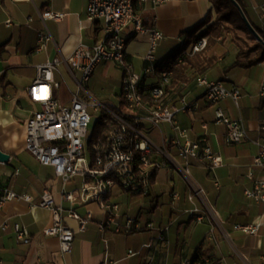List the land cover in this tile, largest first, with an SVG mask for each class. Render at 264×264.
Returning a JSON list of instances; mask_svg holds the SVG:
<instances>
[{
  "label": "crops",
  "instance_id": "0c3cea01",
  "mask_svg": "<svg viewBox=\"0 0 264 264\" xmlns=\"http://www.w3.org/2000/svg\"><path fill=\"white\" fill-rule=\"evenodd\" d=\"M236 1L264 41V0ZM86 6L87 0H0V149L10 156L7 162H0V185L19 195L26 194L34 202L40 200L45 189L50 190L56 203L61 202L66 210L62 222L74 233L70 252L62 253L58 238L42 233L53 224L52 213L41 207L30 209L20 198L10 201L0 210V222L24 226L31 241L19 243L11 228L0 229V264H181L184 259H199L207 264H264V201H254L245 195V190L264 181V169L252 163L258 152L256 141L264 136V99L259 96L264 60L239 65L246 61L244 57L238 58L239 50L245 48V41L252 44L253 40L227 23L211 29L204 36L205 48L197 52L199 60L210 62L209 67L203 71L188 67L179 72L168 92L172 103L179 104L184 99L194 104L193 112L178 113L176 120L188 129L190 139L205 135L211 150L219 155L221 165L210 170L207 162L194 159L186 165L175 156V148L169 146L178 167L159 169L147 195L119 189L112 193L113 202L126 194L146 200L143 203L151 216L146 218L136 213L134 218L140 225L137 231H100L97 222L104 215L95 203L72 206L82 217L87 212L92 215L84 231L79 230L77 220L68 216L71 205L60 199V178L24 146L25 123L39 110V105L30 100L27 88L36 79L38 66L67 57L78 44L95 45L104 38L102 22L89 20ZM134 8L146 28H155L163 34L154 53L157 61L179 50L188 31L206 19L207 26L215 23L218 15L210 0H165L155 5L150 1H135ZM49 11L60 13L61 18L43 20L42 13ZM44 35L51 39L40 46L38 39ZM123 36L126 58L134 71L139 72L149 49L148 36L136 34L130 24ZM256 53L252 52L250 58ZM95 69L103 80L118 79L119 90L107 99L106 94L90 85L89 79L86 87L84 84L88 95L82 97L120 104L122 72L117 64L102 62ZM202 78L238 86L241 93L238 105L229 98L217 105L209 104L204 88L197 85ZM54 80L59 84L53 88L54 98L62 104L69 103L77 84L65 64L57 67ZM147 83H152V79ZM217 107L244 126L246 139L231 145L225 143L226 126L214 122ZM160 126L162 132L148 124L142 126L158 147L163 139L166 142L173 136L168 123ZM80 183L79 177H74L66 187L70 189ZM191 183L202 189L201 198L195 196ZM172 193L178 197L173 199ZM127 211L119 207L121 216L128 215ZM148 223L153 227H147ZM245 225L251 227L247 232L236 228ZM160 233L164 241L158 240Z\"/></svg>",
  "mask_w": 264,
  "mask_h": 264
},
{
  "label": "built area",
  "instance_id": "2783aa9c",
  "mask_svg": "<svg viewBox=\"0 0 264 264\" xmlns=\"http://www.w3.org/2000/svg\"><path fill=\"white\" fill-rule=\"evenodd\" d=\"M135 1H150L155 5L165 0H87V18L102 22L104 38L95 45L78 44L67 57L55 58L38 66L37 77L27 88L30 100L39 105V110L34 111L25 123L24 146L40 164L51 167L55 176L60 178V199L70 203L68 216L78 221L80 231L85 230L92 215L87 212L82 217L72 206L88 203H95L104 215L97 222L100 231L131 233L140 230L137 218L120 215L119 205L111 200L112 193L119 189L131 194L147 195L156 171L167 166L178 167L169 146L175 148V156L186 165L192 159L201 163L207 162L210 170L221 165L219 155L211 150L205 135L190 139L188 129L178 124L177 114L193 112L195 106L184 99L179 104L171 102L167 87L171 83L174 61L155 59L154 53L163 34L155 28H146L143 25L140 14L135 11ZM41 17L43 20H58L61 14L49 11L42 13ZM129 24L133 26L136 34L146 35L149 39V49L139 72L134 71L132 63L126 58L123 31ZM50 39L49 35H44L39 37L38 42L41 46ZM206 44V38H200L187 50L179 53L175 61L182 62L184 55H194L203 50ZM102 62H113L120 67L124 107L120 104L101 103L92 97L91 101H87L82 97V94L88 95L84 84ZM60 64H65L77 84V90L67 104L60 103L53 96V88L59 86L54 80V72ZM151 79L152 83L148 84L147 81ZM197 85L204 88V97L211 105H217L219 101L228 98L238 105L241 93L235 84L227 86L221 81L202 78ZM147 96L148 100L145 99ZM259 96L264 99V72ZM89 107L95 111L101 110L103 121L109 126L104 140L100 137L92 143L87 140L92 120ZM214 122L226 126L225 143L228 145L247 138L244 126L239 121L230 119L219 107L215 109ZM162 123L171 126L173 136L166 142L163 139L162 146L158 147L144 133L142 126L148 124L161 131ZM256 145L258 152L252 163L264 169V136L256 141ZM184 173L188 174L187 169H184ZM74 177H79L80 185L67 189V183ZM190 185L195 196L201 198L202 189L193 183ZM245 195L254 201H264V181H259L245 190ZM171 197L177 198L178 194L172 193ZM19 198L30 209L41 207L52 213L53 224L43 229L42 233L57 237L61 252L69 253L74 233L62 222V213L66 211L63 204L56 203L48 189L42 192L39 201L34 202L30 196L19 195L0 185V210L6 203ZM194 211L197 212L198 209L194 208ZM147 227L152 228V223H148ZM10 228L19 243L28 244L31 241L24 226L18 223L10 225L7 221L0 222L1 230L7 231ZM236 228L247 232L251 227L245 225ZM158 240L164 241L161 233ZM128 254L131 255L132 252L129 251ZM181 264L207 262L184 259Z\"/></svg>",
  "mask_w": 264,
  "mask_h": 264
},
{
  "label": "trees",
  "instance_id": "16d2710c",
  "mask_svg": "<svg viewBox=\"0 0 264 264\" xmlns=\"http://www.w3.org/2000/svg\"><path fill=\"white\" fill-rule=\"evenodd\" d=\"M210 1L214 9L218 13L215 23L207 26V24L209 23V20L206 19L202 23L197 25L195 28L188 31L186 33V37L183 41V44L181 45L179 50L172 53L168 58L165 59L167 61H174L175 67H174L172 79L173 77L175 78L179 72H183L188 67L196 68L200 71L201 70L203 71L209 67L210 62L209 61L203 62L202 60H199L198 53L192 56L184 55L182 62L180 63H177L175 59L177 58L179 53L187 50L188 47L194 44L197 40H199L200 38L204 36H208L209 31H211V29L213 30V28L217 26V24L219 23H222V24L227 23L234 30H242L245 32V34L247 35L249 39L253 40V43L251 46L245 45V48H241L239 50L238 58L244 57L246 60L244 63H238L239 65H242V66L252 65V64H255L257 62L264 60V47L261 45L260 42L254 41L255 38L253 34H251L250 31L247 29L245 22L243 21L235 5L230 0H210ZM204 26L206 27L204 28ZM255 51H257L256 56L253 58H250V54ZM172 79H171V83L173 82ZM171 83L167 87L168 92L171 87ZM145 99L148 100L149 99L148 96ZM120 105L121 107H124L125 102L121 100ZM103 119L104 118L102 116L101 119H99L94 125L93 132L89 138L90 143L95 141L97 137H100L103 140L105 139L107 132L109 130V126L103 121ZM156 172L153 174L152 182H153Z\"/></svg>",
  "mask_w": 264,
  "mask_h": 264
},
{
  "label": "rangeland",
  "instance_id": "374dc122",
  "mask_svg": "<svg viewBox=\"0 0 264 264\" xmlns=\"http://www.w3.org/2000/svg\"><path fill=\"white\" fill-rule=\"evenodd\" d=\"M245 45L251 46L252 44L245 41ZM119 69H120V67H119ZM103 78L104 77L101 76L99 74V72H97V70L95 69L94 73L92 74V76L90 78L91 79L90 85L95 86L94 89L96 91L103 92V94L107 95L106 96V97H108L107 99H110L111 96L113 95V93L118 92L119 82H118V79H116L115 77H113V78L107 77L105 80H103ZM90 85H89V89L91 87ZM86 86H87V84L85 83V87ZM86 100L91 101L92 98L89 97ZM111 100L114 102L116 101L113 98ZM106 101H108V100H106ZM89 113L91 115L92 120H91V124L89 125L87 140H89V138L93 132L94 125L102 117L101 110L95 111L93 108L89 107ZM129 194H131V193H129ZM132 197H134V196H132ZM143 198L145 199L146 197H143ZM117 201H115V203H117L119 205V207H121L122 209L124 208V209L128 210L127 214L130 217H134L137 212H140L143 215V217H146V218L148 216H151V215H148L147 208L145 207L146 204L143 203L146 200L143 201L139 195H138V197H134V198H130V196H128L127 194H126V196L122 195V197L118 198Z\"/></svg>",
  "mask_w": 264,
  "mask_h": 264
},
{
  "label": "water",
  "instance_id": "95a60500",
  "mask_svg": "<svg viewBox=\"0 0 264 264\" xmlns=\"http://www.w3.org/2000/svg\"><path fill=\"white\" fill-rule=\"evenodd\" d=\"M234 5L235 7L238 9L243 21L245 22L248 30L253 34V36L256 38V40L258 42H260L263 46H264V41L262 40V38L260 37V35L255 31V29L252 27V25L248 22L244 12L242 11L240 5L238 4V2L236 0H230ZM10 158V156L3 152L1 149H0V162H7L8 159Z\"/></svg>",
  "mask_w": 264,
  "mask_h": 264
}]
</instances>
